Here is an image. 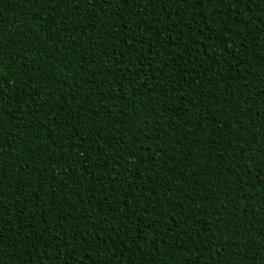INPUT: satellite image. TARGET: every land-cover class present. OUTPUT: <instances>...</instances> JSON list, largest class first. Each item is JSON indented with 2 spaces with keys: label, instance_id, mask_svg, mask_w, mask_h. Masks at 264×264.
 I'll list each match as a JSON object with an SVG mask.
<instances>
[{
  "label": "trees",
  "instance_id": "obj_1",
  "mask_svg": "<svg viewBox=\"0 0 264 264\" xmlns=\"http://www.w3.org/2000/svg\"><path fill=\"white\" fill-rule=\"evenodd\" d=\"M0 264H264V0H0Z\"/></svg>",
  "mask_w": 264,
  "mask_h": 264
}]
</instances>
